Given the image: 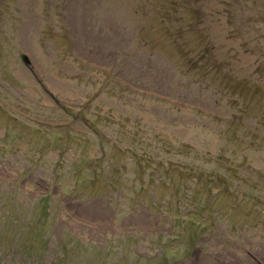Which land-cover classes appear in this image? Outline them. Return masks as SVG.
Here are the masks:
<instances>
[{"label":"rangeland","instance_id":"rangeland-1","mask_svg":"<svg viewBox=\"0 0 264 264\" xmlns=\"http://www.w3.org/2000/svg\"><path fill=\"white\" fill-rule=\"evenodd\" d=\"M2 1L0 264H264L263 232L240 228L252 222L246 215L252 206L241 205L231 216L221 211L190 253L189 236L196 229L173 240L172 216L130 191L137 189L134 164L119 192L101 181L91 187L92 161L82 169L78 190L65 188L54 174L66 145L58 147V137L75 135L78 141L67 143L66 154L84 157L96 129L111 138L109 148H120L115 132L121 135L124 123L148 143L162 136L190 145V158L177 157L185 163L218 170L234 166L246 176L260 175L264 186V149H251L249 139L223 136L240 113L234 98L179 64L192 58L179 47L191 50L198 39L167 38L159 31L165 14L186 15L183 25L191 21V13L181 11L183 0H7L3 6ZM198 3L219 62L236 77H250L254 85L260 77L264 85V0ZM149 39L166 46L153 50L145 45ZM253 96L245 95L247 108L261 115L264 100L252 101ZM246 121L247 129L264 137V120ZM112 150L114 162L117 156L128 160ZM159 184L163 197L167 189ZM47 195L49 216L41 209ZM41 220L43 231L36 228ZM164 243L175 246L167 249Z\"/></svg>","mask_w":264,"mask_h":264},{"label":"trees","instance_id":"trees-1","mask_svg":"<svg viewBox=\"0 0 264 264\" xmlns=\"http://www.w3.org/2000/svg\"><path fill=\"white\" fill-rule=\"evenodd\" d=\"M196 1L197 0H183L182 4L184 12L191 13L193 16L195 15L194 18L198 17V12L194 10L191 5ZM175 4L177 3L173 2V5ZM172 19L173 20L170 22L177 21L175 18ZM177 30L181 32V36L186 32H199L193 25H190L187 29L180 28ZM163 31L173 35L168 29H164ZM205 49V53H208V56L204 53L198 54L200 59L194 62L193 66L190 67V70L197 67V74H201L204 78L208 76L209 72L207 69L212 65L210 62L211 56L208 51L210 48L208 47V49ZM201 60L206 61V63L202 62L198 66ZM64 112L70 114L71 110L65 108ZM95 124L96 123L90 125L96 129ZM118 129H120L121 135L115 132V139L120 145V148L115 146L112 148H115L116 151H122L128 160L123 159L122 161L120 156H117V160L115 162L113 161L112 148L108 149L107 146H105L106 144H104L106 141L110 143L111 138L105 133H101L98 129H96L99 131L98 135L94 136V139L91 140L93 147L87 150L84 157L66 154L69 153L68 148L70 147V144L67 143L73 142V145L75 143L73 138L75 141H78L75 135H72V133L69 134L70 138L67 137L66 140L62 135L58 137L56 139L57 146L61 148L64 144L66 145H64V151L61 153L60 159L54 170L56 180L62 183L67 189H80V181L85 175L82 169L84 166L88 167L87 164L92 161V165L89 166L91 171L89 183L91 187L97 188L98 183L101 181L107 188L110 187L113 191H116L118 187H122L121 185L124 184L125 178L129 173V167L134 164L135 169L132 175L135 177L133 182L137 189L130 191L135 193V197L146 195L147 192L150 191V186L154 180H156L155 176L161 169V165L152 162V160L158 157L160 152L164 150L162 147L158 150L153 143H148L143 137L138 138V134L134 133L127 124L123 123ZM80 139L81 141L83 140L82 138ZM97 139H100L104 145L100 157L92 155V150H94L97 145ZM62 142H64V144H62ZM165 144L170 146L172 152L181 154L186 148L185 146L177 148L169 140H166ZM139 156L143 158L138 159ZM87 161H89V163H87ZM128 162H130V165ZM173 165L174 167L170 169L162 166L166 171L162 173L163 182L167 186V190L171 193L170 198H167L165 195L163 197L158 195L157 201L153 202L152 206L156 209L166 210L175 217V223L178 229L176 238L182 237L191 228L196 229L188 245V251H190V253L193 252L203 231L206 230L211 223L215 222L220 212L226 208L236 210L241 205L252 202V212L246 215L252 220V223L262 224L264 227V195L260 190L252 186L254 182L248 179L235 178V173H230L228 168L221 173L217 169L202 171L199 166ZM149 169V175L152 180L146 187H143L142 181H144V177ZM137 179L139 183H136ZM71 184H73V186H70ZM175 199H177V205L173 207L171 204ZM41 201L43 202L41 209L46 212V216H49L50 212H48L49 209L47 208L49 206L50 195L43 197ZM37 225L39 227L36 228L38 230L41 228L43 231L46 222L41 220V223L38 222ZM171 246L173 245L165 244L167 249ZM166 258L168 259V255Z\"/></svg>","mask_w":264,"mask_h":264},{"label":"water","instance_id":"water-1","mask_svg":"<svg viewBox=\"0 0 264 264\" xmlns=\"http://www.w3.org/2000/svg\"><path fill=\"white\" fill-rule=\"evenodd\" d=\"M26 59V57H24Z\"/></svg>","mask_w":264,"mask_h":264}]
</instances>
